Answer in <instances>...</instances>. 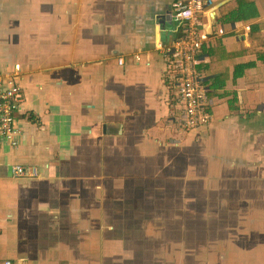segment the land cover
<instances>
[{"label": "crops", "instance_id": "obj_1", "mask_svg": "<svg viewBox=\"0 0 264 264\" xmlns=\"http://www.w3.org/2000/svg\"><path fill=\"white\" fill-rule=\"evenodd\" d=\"M253 1L254 17L214 26L225 55L200 56L215 119L185 127L154 41L186 30L175 0H0V70L18 64L22 88L21 135L0 150V261L264 264V70H237L255 60L249 25L264 34Z\"/></svg>", "mask_w": 264, "mask_h": 264}, {"label": "built area", "instance_id": "obj_2", "mask_svg": "<svg viewBox=\"0 0 264 264\" xmlns=\"http://www.w3.org/2000/svg\"><path fill=\"white\" fill-rule=\"evenodd\" d=\"M204 0H175L176 16L183 20L187 27L181 37L164 44L155 37V47L164 56L173 57L174 71L178 73L179 93L178 103L183 111V125L194 127L215 119L208 96V89L204 86V75L198 65L203 50L211 45L210 37L202 32L201 3ZM201 12V13H200ZM119 64L123 63L118 58ZM19 65L11 70H0V150L3 143L16 144L21 135V127L17 125L15 113L22 98V88L18 82ZM174 72V73H175ZM12 174L17 177H35L38 171L34 167L16 164L12 167ZM113 224L104 227L110 230ZM0 264H27L23 261L1 260Z\"/></svg>", "mask_w": 264, "mask_h": 264}, {"label": "trees", "instance_id": "obj_3", "mask_svg": "<svg viewBox=\"0 0 264 264\" xmlns=\"http://www.w3.org/2000/svg\"><path fill=\"white\" fill-rule=\"evenodd\" d=\"M221 12L222 16L220 20L222 23H233L239 20H246L254 17L256 10L253 0H229L221 7ZM248 36L251 40V47L248 48L247 51L248 54L255 56V60L237 66V70L244 72L245 69L248 71L250 68H258L259 66H261L264 70V34L262 33V25L250 24ZM210 46L208 47V64L201 65L207 69L214 65L215 61L220 59V56L223 57L225 55V48L220 40H217V43L214 46ZM220 76L221 74H218L217 77L213 78V75L211 74L210 78L215 81L217 85H222L223 82L217 80ZM234 76H237L236 72L234 73Z\"/></svg>", "mask_w": 264, "mask_h": 264}, {"label": "water", "instance_id": "obj_4", "mask_svg": "<svg viewBox=\"0 0 264 264\" xmlns=\"http://www.w3.org/2000/svg\"><path fill=\"white\" fill-rule=\"evenodd\" d=\"M227 0H212L211 5L202 12V32L205 36L209 37L213 34V28L219 23V19L222 15L220 7L226 2ZM156 22L161 26V27H166L167 24H170V22H166L164 18L156 16L155 17ZM244 30H238L236 34L240 35L243 33ZM237 39L240 40V37L238 36ZM247 47L251 46L250 40L247 42Z\"/></svg>", "mask_w": 264, "mask_h": 264}, {"label": "rangeland", "instance_id": "obj_5", "mask_svg": "<svg viewBox=\"0 0 264 264\" xmlns=\"http://www.w3.org/2000/svg\"><path fill=\"white\" fill-rule=\"evenodd\" d=\"M177 107L179 108V105H177ZM4 144V143H3ZM10 144V143H9ZM3 148V147H2ZM203 152H205V150H203ZM218 157H216V156H212V157H210L209 158V160H215V159H217ZM204 159V158H203ZM203 159H201V160H203ZM204 160H206V159H204ZM188 165H190V163L188 164V163H183V167L182 168H184L185 170H187V168H189L190 166H188ZM24 166V165H23ZM192 167H196V166H192ZM191 167V168H192ZM205 167H209V165L208 164H206V166ZM194 169V168H193ZM181 174V173H180ZM183 174V173H182ZM184 175V174H183ZM205 175H206V177H205ZM199 176H200V179H204V180H206L207 182H208V184L207 185H205L207 188H209V185H210V183H211V179H209L208 178V176L209 177H213V176H215V174L214 173H212V172H209V173H203V172H201L200 174H199ZM196 180H197V178H196ZM192 181L190 180L189 181V184L191 183ZM206 217H208V214L206 213Z\"/></svg>", "mask_w": 264, "mask_h": 264}]
</instances>
